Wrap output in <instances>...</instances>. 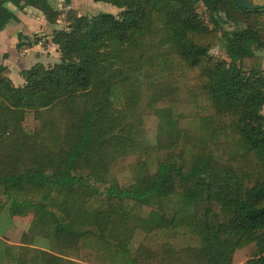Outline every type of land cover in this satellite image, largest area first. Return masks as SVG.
<instances>
[{
	"label": "trees",
	"instance_id": "obj_1",
	"mask_svg": "<svg viewBox=\"0 0 264 264\" xmlns=\"http://www.w3.org/2000/svg\"><path fill=\"white\" fill-rule=\"evenodd\" d=\"M93 1L120 11L68 10L66 28L52 33L59 62L22 70L20 86L0 65V209L25 204L54 216L49 249L27 255L23 234L13 255L0 239V264H264V8ZM7 3L31 5L49 23L60 14L48 0H0V30L16 20ZM227 21L242 26L226 30ZM218 33L228 62L204 40ZM143 83L158 153L140 159L122 187L107 167L123 150L147 149L130 121ZM54 191L63 211L48 205ZM136 230L144 238L132 250Z\"/></svg>",
	"mask_w": 264,
	"mask_h": 264
},
{
	"label": "rangeland",
	"instance_id": "obj_2",
	"mask_svg": "<svg viewBox=\"0 0 264 264\" xmlns=\"http://www.w3.org/2000/svg\"><path fill=\"white\" fill-rule=\"evenodd\" d=\"M6 6L13 9H22L12 3H7ZM89 8V7H88ZM89 14L94 12H109L106 9L99 7H94L90 9H86ZM199 12L204 11L203 6L198 7ZM66 20V13L63 16ZM259 22H264V17H259ZM208 26L212 25L209 23L206 18ZM67 22V21H66ZM242 25H235L234 23L227 21L225 24H222V27L226 30H232L237 27H241ZM219 33L216 36L206 37L204 40L206 42L211 43L210 54L216 58L224 59L227 62L229 61L226 56L223 48L221 47V43L219 41ZM39 39L43 38V36H39ZM258 55H262L263 61L261 62V68L264 74V49L257 52ZM49 66V65H47ZM144 79V77H140ZM150 92L148 86L143 83L138 90V103L133 108L130 121L133 124L132 134L134 139L141 145L146 147L147 149L144 152H139L138 150L134 154H128L127 150H123L119 152L116 156H114L108 163L107 167V177L110 181L119 184L120 186H128L133 183V168L139 160L146 159L147 155H152L158 153L155 150L157 144V117L151 112V110L145 107L147 96ZM177 103H183L189 100V94L184 87H180L179 91L175 94ZM141 102V103H140ZM120 108V107H118ZM182 111V107L179 108ZM261 112L264 114V105L261 109ZM29 125L34 128L37 125H40V121H35L31 114L26 117ZM264 126V125H263ZM143 147V148H144ZM163 152L162 150L160 151ZM159 152V153H160ZM35 201V200H32ZM48 205L50 207H59L61 211H63V200L57 197L56 191L53 192L51 198L48 201ZM62 217V213H58ZM54 216L51 213H46L41 210L40 207L28 206V205H5L0 209V239L8 245L9 254H16L20 250L22 235H26L30 244H26L25 246L29 248L25 250L27 255H30L33 248H42L49 249L51 244L49 242V223L53 220ZM33 237V238H32ZM26 238V237H25ZM26 238V239H27ZM32 238V239H31ZM144 238V233L141 230H136L132 236V240L130 242V247L134 250L137 245ZM32 249V250H31ZM66 258H70L80 263L82 262L78 259V256L74 253H65ZM88 264V263H87Z\"/></svg>",
	"mask_w": 264,
	"mask_h": 264
},
{
	"label": "crops",
	"instance_id": "obj_3",
	"mask_svg": "<svg viewBox=\"0 0 264 264\" xmlns=\"http://www.w3.org/2000/svg\"><path fill=\"white\" fill-rule=\"evenodd\" d=\"M55 11L60 14L56 22L49 23L43 12L31 5L22 9H13L16 20H9L0 30V65L8 69V77L13 85L20 86L24 80L20 72L30 68L35 63L53 65L59 62L58 46L52 41L54 29L66 28L67 22L63 19L68 10L77 15H95L102 12L88 13L86 9L99 7L111 14H118L120 8L103 1L93 0H48ZM89 7V8H88ZM39 36L43 38L39 39ZM263 61L262 55H260Z\"/></svg>",
	"mask_w": 264,
	"mask_h": 264
},
{
	"label": "water",
	"instance_id": "obj_4",
	"mask_svg": "<svg viewBox=\"0 0 264 264\" xmlns=\"http://www.w3.org/2000/svg\"><path fill=\"white\" fill-rule=\"evenodd\" d=\"M235 5L243 9L255 10L264 8V0H233ZM24 1H21L23 4Z\"/></svg>",
	"mask_w": 264,
	"mask_h": 264
}]
</instances>
